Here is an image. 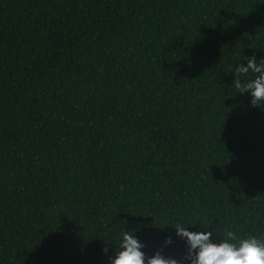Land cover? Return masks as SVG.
<instances>
[{
  "label": "trees",
  "instance_id": "obj_1",
  "mask_svg": "<svg viewBox=\"0 0 264 264\" xmlns=\"http://www.w3.org/2000/svg\"><path fill=\"white\" fill-rule=\"evenodd\" d=\"M253 55L264 0H0V264H110L123 231L190 264L177 223L264 240Z\"/></svg>",
  "mask_w": 264,
  "mask_h": 264
},
{
  "label": "clouds",
  "instance_id": "obj_2",
  "mask_svg": "<svg viewBox=\"0 0 264 264\" xmlns=\"http://www.w3.org/2000/svg\"><path fill=\"white\" fill-rule=\"evenodd\" d=\"M249 73L254 78L247 79ZM234 83L239 93H250L253 106H264V61L257 62L255 56L247 58V64H239L234 70ZM176 234L186 239L187 253L184 259L190 264H264V240L255 236L239 238L237 233L226 228L223 239H212L211 231H189L181 223L174 227ZM166 244L172 243L171 237ZM142 244L129 231L121 233L119 250H116L110 264H182L160 251L147 256ZM107 252V249H104Z\"/></svg>",
  "mask_w": 264,
  "mask_h": 264
}]
</instances>
